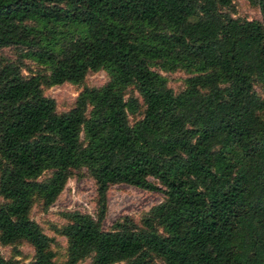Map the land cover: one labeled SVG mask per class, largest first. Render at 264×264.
Returning <instances> with one entry per match:
<instances>
[{"label":"trees","instance_id":"1","mask_svg":"<svg viewBox=\"0 0 264 264\" xmlns=\"http://www.w3.org/2000/svg\"><path fill=\"white\" fill-rule=\"evenodd\" d=\"M248 1L258 18L233 16L231 0H0V49L49 69L24 76L19 59L0 56V242L27 241L28 264L89 252L88 264H264V95L253 87L264 89V0ZM152 64L184 69L183 87ZM98 68L108 79L66 110L41 92L42 78L79 82ZM129 84L137 95L125 96ZM80 165L96 212H67L68 256L57 262L28 211ZM116 182L162 193L141 226L123 215L101 227ZM0 264L14 260L0 254Z\"/></svg>","mask_w":264,"mask_h":264},{"label":"rangeland","instance_id":"2","mask_svg":"<svg viewBox=\"0 0 264 264\" xmlns=\"http://www.w3.org/2000/svg\"><path fill=\"white\" fill-rule=\"evenodd\" d=\"M232 7L228 9L230 14L237 17L258 18L257 6L248 0H231ZM23 49L15 46H6L0 49V56L6 60H20L19 66L22 75L28 76L31 73L47 75L49 69L45 64L20 56ZM152 68L159 71L166 77L167 84L177 91L183 87V77L187 72L182 68L171 70L163 69L158 64H152ZM109 77L103 68L88 70L79 82L63 81L61 83H48L45 78L40 81L41 92L53 98L56 111H63L71 107L78 92L84 86H99ZM254 89L260 95H264L262 82H255ZM123 92L137 95L131 84L127 85ZM139 99V97H138ZM140 100V99H139ZM143 106L135 112H127L129 122L138 119L142 114ZM50 175L49 170L38 175V179H46ZM163 195L156 190H146L123 182L109 184L106 190L107 209L100 221L101 227L108 229L112 223L123 215H127L141 226L142 218L147 215L150 209L160 201ZM2 197L0 195V201ZM42 198L34 194L28 214L33 218L39 227L52 237L50 247L54 252V260L61 262L68 256L69 243L67 238L60 232L64 223L67 222L66 214L70 211H80L95 216L96 212V190L95 183L87 168L83 165L68 169L61 189L53 200L47 205L42 204ZM160 228L159 226H157ZM33 247L24 239H17L12 242H0V254L4 258L14 260V264H28L33 257ZM92 252L79 257L73 264H88ZM158 264H165L159 256H154ZM113 264H129V260L123 259Z\"/></svg>","mask_w":264,"mask_h":264}]
</instances>
